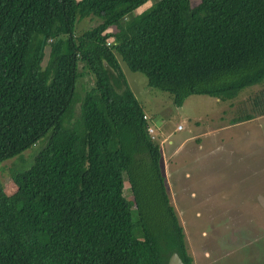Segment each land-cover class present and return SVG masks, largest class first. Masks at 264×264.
Returning a JSON list of instances; mask_svg holds the SVG:
<instances>
[{
	"label": "trees",
	"instance_id": "obj_1",
	"mask_svg": "<svg viewBox=\"0 0 264 264\" xmlns=\"http://www.w3.org/2000/svg\"><path fill=\"white\" fill-rule=\"evenodd\" d=\"M146 1L0 0V161L48 132L11 190L0 183V264H166L172 252L192 263L118 58L174 106L263 85L232 122L264 115V0H156L133 15ZM78 63L93 85L74 131L62 119Z\"/></svg>",
	"mask_w": 264,
	"mask_h": 264
},
{
	"label": "rangeland",
	"instance_id": "obj_2",
	"mask_svg": "<svg viewBox=\"0 0 264 264\" xmlns=\"http://www.w3.org/2000/svg\"><path fill=\"white\" fill-rule=\"evenodd\" d=\"M155 1L139 5L133 15ZM98 22L94 16L76 20L74 32L81 33ZM47 54L46 47L42 65ZM118 62L148 118L151 136L159 144L165 191L182 228L191 264H264V115L232 122L250 111L247 97L263 85L246 87L232 100L189 95L180 106H174L168 93L147 86L142 73L130 71L119 58ZM92 85L93 74L78 63L63 126L74 131L80 126L81 100ZM47 135L0 161L4 190H11L13 172L30 166ZM174 147L179 148L172 150Z\"/></svg>",
	"mask_w": 264,
	"mask_h": 264
},
{
	"label": "water",
	"instance_id": "obj_3",
	"mask_svg": "<svg viewBox=\"0 0 264 264\" xmlns=\"http://www.w3.org/2000/svg\"><path fill=\"white\" fill-rule=\"evenodd\" d=\"M166 264H183V262L181 261V259L179 258L176 252H172L168 256L166 260Z\"/></svg>",
	"mask_w": 264,
	"mask_h": 264
},
{
	"label": "built area",
	"instance_id": "obj_4",
	"mask_svg": "<svg viewBox=\"0 0 264 264\" xmlns=\"http://www.w3.org/2000/svg\"><path fill=\"white\" fill-rule=\"evenodd\" d=\"M143 118H145V117L143 116ZM178 128H179V126H178ZM147 131L151 134L152 130H151L150 126L147 127Z\"/></svg>",
	"mask_w": 264,
	"mask_h": 264
},
{
	"label": "crops",
	"instance_id": "obj_5",
	"mask_svg": "<svg viewBox=\"0 0 264 264\" xmlns=\"http://www.w3.org/2000/svg\"><path fill=\"white\" fill-rule=\"evenodd\" d=\"M144 115L146 116V114H145V113H144ZM146 119H148V118H147V116H146ZM151 133H152V132H151ZM179 145H180V144H179ZM179 145H176V146H179ZM178 148H179V147H177V148H176V147H174L172 150H176V149H178Z\"/></svg>",
	"mask_w": 264,
	"mask_h": 264
}]
</instances>
